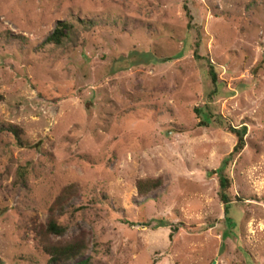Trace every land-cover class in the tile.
I'll use <instances>...</instances> for the list:
<instances>
[{
	"label": "rangeland",
	"instance_id": "rangeland-1",
	"mask_svg": "<svg viewBox=\"0 0 264 264\" xmlns=\"http://www.w3.org/2000/svg\"><path fill=\"white\" fill-rule=\"evenodd\" d=\"M60 20L72 40L43 43ZM0 92V127L29 142L0 131V264H47L51 216L91 264H264V0H0ZM230 126L233 226L208 175Z\"/></svg>",
	"mask_w": 264,
	"mask_h": 264
},
{
	"label": "trees",
	"instance_id": "trees-1",
	"mask_svg": "<svg viewBox=\"0 0 264 264\" xmlns=\"http://www.w3.org/2000/svg\"><path fill=\"white\" fill-rule=\"evenodd\" d=\"M80 22L83 26L90 27L93 25V22L90 20ZM76 25L73 22L67 20H60L57 22L53 32H51L46 40L43 42L45 44L53 45L56 47H64L67 42L72 40L73 34H75ZM211 65V63H210ZM211 77L213 82H216V74L210 66ZM4 99L3 93L0 92V102ZM205 104L202 107L196 108V112L203 119L204 123L209 124L212 120V113L208 111ZM230 132L236 135L237 143L233 149V151L229 154V156L223 161L222 165L211 171L208 175L217 174L219 178V198L225 204V219L229 225L233 226L235 223L232 218L229 216V208H230V195L229 189L232 184V179L228 172V167L230 165V161L234 156L240 153L245 145V136L247 133V127L242 126V128L232 127L229 128ZM0 131H9L13 134L17 144L19 145H29V142L25 141L22 138L23 129L13 123H7L6 125H2L0 127ZM26 172L23 169H19L18 177L23 179L26 176ZM160 179H151V178H142L139 179L136 183L137 192L139 195H147L151 190L156 189L160 185ZM76 184H71L64 187L61 192L57 195L55 200L50 206V211L53 213L55 211H59V213H67L63 212V207L65 204L71 199V197L76 194L77 190ZM166 223V222H165ZM68 224L61 222L58 218L51 216L48 220L46 226H42L40 229L36 228V239L37 243L42 247L44 252L49 256L47 260V264H91V257H87L84 259H79L88 248V243L84 239V237H77L71 240H52L51 236H64L68 231Z\"/></svg>",
	"mask_w": 264,
	"mask_h": 264
}]
</instances>
